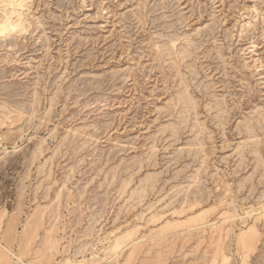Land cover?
<instances>
[{
    "label": "rangeland",
    "instance_id": "1",
    "mask_svg": "<svg viewBox=\"0 0 264 264\" xmlns=\"http://www.w3.org/2000/svg\"><path fill=\"white\" fill-rule=\"evenodd\" d=\"M22 4L0 264H264V0Z\"/></svg>",
    "mask_w": 264,
    "mask_h": 264
},
{
    "label": "bare ground",
    "instance_id": "2",
    "mask_svg": "<svg viewBox=\"0 0 264 264\" xmlns=\"http://www.w3.org/2000/svg\"><path fill=\"white\" fill-rule=\"evenodd\" d=\"M1 1H3L7 5L10 4L9 7L12 6L10 11L5 13L7 24L10 25L12 24L11 20L15 17V13L19 10L16 9V7L20 8L23 6L22 0H1Z\"/></svg>",
    "mask_w": 264,
    "mask_h": 264
}]
</instances>
